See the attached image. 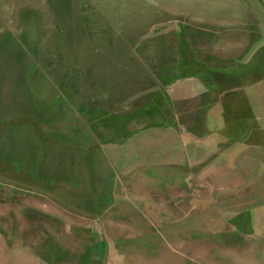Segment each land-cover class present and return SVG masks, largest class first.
Returning <instances> with one entry per match:
<instances>
[{
	"label": "rangeland",
	"instance_id": "rangeland-1",
	"mask_svg": "<svg viewBox=\"0 0 264 264\" xmlns=\"http://www.w3.org/2000/svg\"><path fill=\"white\" fill-rule=\"evenodd\" d=\"M0 264H264V0H0Z\"/></svg>",
	"mask_w": 264,
	"mask_h": 264
}]
</instances>
